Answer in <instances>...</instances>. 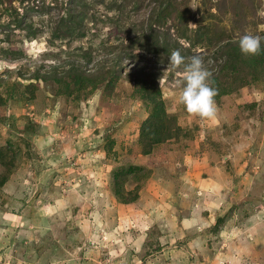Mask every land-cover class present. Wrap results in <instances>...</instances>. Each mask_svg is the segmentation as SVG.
<instances>
[{"label": "rangeland", "instance_id": "obj_1", "mask_svg": "<svg viewBox=\"0 0 264 264\" xmlns=\"http://www.w3.org/2000/svg\"><path fill=\"white\" fill-rule=\"evenodd\" d=\"M52 1L29 13L33 37L0 5V264H264V71L244 53L212 58L220 41L264 35V0H173L176 13L156 29L187 63L199 55L221 67L209 82L217 113L178 104L184 65H166L156 88L164 113L149 127L152 106L128 64L111 78H30L81 61L84 48L100 57L119 32L103 17L95 34L52 39ZM28 4L14 1L20 13Z\"/></svg>", "mask_w": 264, "mask_h": 264}, {"label": "trees", "instance_id": "obj_2", "mask_svg": "<svg viewBox=\"0 0 264 264\" xmlns=\"http://www.w3.org/2000/svg\"><path fill=\"white\" fill-rule=\"evenodd\" d=\"M6 1L9 2L10 6L5 9L13 11L11 12L12 19L10 20L13 27L23 31L27 37L37 35L38 29L29 21V13L35 9V6L40 9L41 7L45 8L44 0H40L42 1L40 6L34 3L29 5V0H0V5ZM14 1L25 5L28 4L29 6H25L23 11L21 10L22 13H20V7L14 6ZM221 1L225 2V0ZM52 2L56 10L50 14L47 24L43 25V27L49 28L52 39L84 38L90 33L95 34L102 28L101 21H103V17L105 21L114 23L118 27L119 32H117V37L114 40L115 43L110 44L106 53L100 57L93 59L92 52L84 48L86 50L80 53L81 61L67 60L66 63L60 65L61 70H58V67L53 65L49 66L48 70H39L37 68L30 78L43 81L53 79L59 83L66 82V84L82 78H89L92 74L93 76L104 75L111 78L121 74L120 70L123 63H125L130 66L128 75L139 86L138 91L152 106L150 116L146 120L150 121L147 122L149 123L148 127L153 122L160 120L164 113V105L159 98L160 92L156 89L158 87L157 83L166 65L169 66V69H178V66L174 67L167 57L174 50H177L179 43L169 33L156 28H161L162 21L165 22L167 19H171L176 13L173 10V0H62L60 5H58L57 0ZM99 3L104 4L105 10L103 12L98 10L99 13H97L93 8ZM237 5L236 1L230 2L231 12L235 13L237 11ZM218 10H221L220 5ZM44 11L50 13L46 9ZM111 11H115V15H111ZM145 11L147 12L145 13ZM141 12L145 14L140 18L131 19V17L139 15ZM130 21L133 22V27H129L128 23ZM88 24H91V26ZM209 28L203 26L201 33L203 35L207 34L208 37ZM216 31L217 28L215 27L213 32ZM177 37L180 36L178 35ZM182 37H185V35ZM238 40L239 37L220 41L213 51L212 58L215 61L227 62L228 64L229 58L233 59L232 55L242 54ZM100 44H105V41L102 39ZM137 46L140 49L139 52L135 49ZM262 46H264V42H262ZM22 54L24 52L21 50H13L14 58H20ZM249 59L256 63L255 67H253L255 70H258L261 64L264 71V51L256 55H249ZM92 60H94L91 64L92 66L89 67L88 65ZM186 63L187 61H185ZM205 67L211 72L209 82L216 84L215 82L218 81L216 74L221 71V67L216 68L215 71H212V67L207 66V64H205ZM144 128L141 130L142 134L146 131ZM153 141L158 140L153 138ZM113 189L116 193H121V189L115 185H113Z\"/></svg>", "mask_w": 264, "mask_h": 264}, {"label": "clouds", "instance_id": "obj_3", "mask_svg": "<svg viewBox=\"0 0 264 264\" xmlns=\"http://www.w3.org/2000/svg\"><path fill=\"white\" fill-rule=\"evenodd\" d=\"M264 37L245 33L239 37V48L245 55H256L264 51ZM174 66L184 65L182 79L177 81L180 87L177 103L182 104L189 113L205 119H215L217 106L215 96L217 90L209 83L211 72L205 67L203 58L194 55L185 64V57L179 50H174L169 56Z\"/></svg>", "mask_w": 264, "mask_h": 264}]
</instances>
